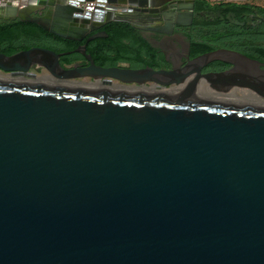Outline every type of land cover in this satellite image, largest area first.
<instances>
[{"label": "water", "instance_id": "obj_1", "mask_svg": "<svg viewBox=\"0 0 264 264\" xmlns=\"http://www.w3.org/2000/svg\"><path fill=\"white\" fill-rule=\"evenodd\" d=\"M175 1L191 23L195 0ZM160 5L0 0V20L82 41L95 23ZM75 51L89 65L65 67L71 51L43 46L0 51L2 74L34 78L38 66L51 79H0V264H264V103L198 93L246 89L264 101V75H203L215 52L167 70L106 67L85 44Z\"/></svg>", "mask_w": 264, "mask_h": 264}, {"label": "flooded vegetation", "instance_id": "obj_2", "mask_svg": "<svg viewBox=\"0 0 264 264\" xmlns=\"http://www.w3.org/2000/svg\"><path fill=\"white\" fill-rule=\"evenodd\" d=\"M155 1L161 3V5L153 9V11H126L122 14V21L133 24L138 30L141 40L147 42L158 52L156 54L161 59V66L156 69L171 70L174 67L187 69L186 66L196 58L206 53L215 52L219 58L211 60L201 67L203 75L229 69H240L247 73L264 75V52L260 50L264 49V15L256 8H251L250 10L229 8L228 4L233 3L230 0H215L213 2L205 0L206 4H202L201 0H195L193 21L184 24V22H189V20L179 18L178 13L182 11L180 6L187 4L186 1ZM46 11L47 8L41 10L39 14H45ZM109 22L112 21H107L101 26L98 23L90 26L87 37L99 31H106L104 27ZM238 53L259 60L262 65L259 66V64L241 57ZM82 56L83 58L63 66L76 65L81 67L89 65V61L84 55ZM110 66L146 67L132 66L129 62H118L116 65H108L106 67ZM35 69L42 70L43 68L35 66L33 70ZM76 81L98 82L92 78L76 79ZM110 84L115 85V87L151 89L153 83L148 82L146 85L138 86L112 79ZM238 96L237 91H234L222 98L225 101L239 102L235 100ZM242 96L256 100V95L247 90H242Z\"/></svg>", "mask_w": 264, "mask_h": 264}, {"label": "trees", "instance_id": "obj_3", "mask_svg": "<svg viewBox=\"0 0 264 264\" xmlns=\"http://www.w3.org/2000/svg\"><path fill=\"white\" fill-rule=\"evenodd\" d=\"M201 3L206 4L205 0H201ZM228 7L243 10L256 8L264 15V8L259 6L229 3ZM104 29L108 33L107 38L88 41L87 37L83 41H77L57 36L45 30L40 24L21 18L0 20V51L11 55L33 46L48 47L58 53L71 51L61 57V64L65 65L83 58L75 49L85 44L87 52L96 63L103 66L116 65L118 62H129L137 67L161 66L158 52L141 40L138 30L130 22L112 21ZM260 50L264 52L263 48Z\"/></svg>", "mask_w": 264, "mask_h": 264}, {"label": "bare ground", "instance_id": "obj_4", "mask_svg": "<svg viewBox=\"0 0 264 264\" xmlns=\"http://www.w3.org/2000/svg\"><path fill=\"white\" fill-rule=\"evenodd\" d=\"M20 79V80H41V81H50L51 79L47 76H44V77H34V78H31V77H28V76H18V77H13V76H7V75H4L0 72V79ZM91 86H106V87H109V88H117V89H124V87H119V86H116L113 85V84H105L103 82H97V83H91ZM125 89H132V88H125ZM155 90H158L155 88ZM246 91V89H244ZM236 91V90H234ZM232 91V92H234ZM248 91V90H247ZM250 92V91H249ZM199 95H208L209 97H215V98H220L223 100V96H227L228 94H230L231 92L227 93V94H218L216 92H214L213 90H211L208 86L204 85L199 91H198ZM252 93V92H251ZM254 94V93H253ZM236 101H239V102H255V103H264V101H262L260 98H258L256 96V100H251L250 98H248L247 96L244 98L243 96H238L236 97L235 99ZM229 102H232V101H229Z\"/></svg>", "mask_w": 264, "mask_h": 264}, {"label": "crops", "instance_id": "obj_5", "mask_svg": "<svg viewBox=\"0 0 264 264\" xmlns=\"http://www.w3.org/2000/svg\"><path fill=\"white\" fill-rule=\"evenodd\" d=\"M207 1H215V0H207ZM231 2L233 3H236V4H250V5H253V6H259V7H264L260 0H230Z\"/></svg>", "mask_w": 264, "mask_h": 264}, {"label": "rangeland", "instance_id": "obj_6", "mask_svg": "<svg viewBox=\"0 0 264 264\" xmlns=\"http://www.w3.org/2000/svg\"><path fill=\"white\" fill-rule=\"evenodd\" d=\"M261 4L264 6V0H260ZM264 8V7H263ZM39 77H44L46 74V71L44 69L40 70V69H35L33 70ZM242 90L244 89H237V93L239 96H242Z\"/></svg>", "mask_w": 264, "mask_h": 264}, {"label": "built area", "instance_id": "obj_7", "mask_svg": "<svg viewBox=\"0 0 264 264\" xmlns=\"http://www.w3.org/2000/svg\"><path fill=\"white\" fill-rule=\"evenodd\" d=\"M81 6L87 11H93L95 9L94 3L92 2H85Z\"/></svg>", "mask_w": 264, "mask_h": 264}]
</instances>
